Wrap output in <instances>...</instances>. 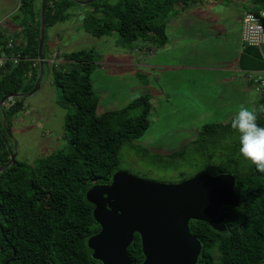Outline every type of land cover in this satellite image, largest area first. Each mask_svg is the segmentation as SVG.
<instances>
[{
  "label": "trees",
  "instance_id": "obj_1",
  "mask_svg": "<svg viewBox=\"0 0 264 264\" xmlns=\"http://www.w3.org/2000/svg\"><path fill=\"white\" fill-rule=\"evenodd\" d=\"M100 1H104L102 5ZM192 1L97 0L90 4L93 12L83 20L82 28L97 38L115 32L124 48L132 49L141 42L160 49L167 43L166 25ZM250 1L259 10L264 9V0ZM73 4V0H47L43 50L47 29L65 22ZM12 18L17 25L13 39L21 37L22 44L8 49L10 37L0 30V58H10L0 65V100L30 92L39 74L40 7L36 8L35 0H19ZM243 49L242 66L251 71L262 69L258 51ZM16 54L20 58L14 64L11 57ZM93 56L91 49L75 51L63 56L62 63L68 69H59L53 63L47 70L60 92L58 103L67 111L64 130L68 151L43 158L33 167L15 162L0 172V264H100L91 258L87 247L88 239L100 228L85 194L92 186L111 182L120 147L141 138L148 129L150 105L144 95L120 110L97 115L90 79ZM44 65L43 60L42 79ZM12 102L2 116L8 131L11 122L6 115L11 119L20 113L24 98ZM254 111L257 124L264 127V97L257 100ZM222 129L234 131L231 123L205 127L210 135ZM3 130L0 122V167L10 158ZM228 153L229 166L241 163L250 167L233 175L239 206L221 208L225 232L190 222L191 234L202 245L197 264H264V172L241 156L239 140L232 143ZM224 167L221 173H226ZM127 256L132 264L143 261L138 235L127 248Z\"/></svg>",
  "mask_w": 264,
  "mask_h": 264
},
{
  "label": "rangeland",
  "instance_id": "obj_2",
  "mask_svg": "<svg viewBox=\"0 0 264 264\" xmlns=\"http://www.w3.org/2000/svg\"><path fill=\"white\" fill-rule=\"evenodd\" d=\"M102 2L104 1H100V4ZM217 2L222 5L223 0ZM18 3L19 0H0V30L10 37L9 41L12 40L13 46L17 47L21 46L22 38L13 39L15 33L12 30L15 31L17 25L12 16L17 12ZM249 3V0H227L223 5H227V15L230 11H242V5L248 7ZM40 4L41 0H35L36 8H39ZM93 8L90 4L81 5L74 2L68 10V19L47 29L42 55L46 72L40 87L31 96L24 98L20 113L11 119L6 115L11 122L9 131L6 121L5 129L2 124L6 136V150L15 152L14 161L33 167L43 158L68 151V134L64 130L67 111L58 103L60 92L47 70L53 63L59 69H68L69 66L62 63L64 55L91 49L94 53V64L90 79L93 95L97 98V115L120 110L141 96L149 97L148 129L141 138L120 147L115 172L165 184L179 183L199 172L212 176H238L245 172L250 164L240 163L234 167L228 163V151L231 150L232 143L239 140L238 133L222 129L217 131V134L210 135V131L207 133L205 127L231 123L241 106L253 110L257 95L251 92L240 94L220 83L218 77L193 81L185 73H179L172 78L161 74V81L170 80L172 83L159 84V49L149 55L146 51L141 52V48L145 47L141 42H136L132 49L122 47L115 32L100 38L87 34L82 24L93 12ZM177 13L183 14L181 10ZM186 16L187 14L182 17L190 19ZM177 18L174 16L171 19H174L173 28H168V25L165 28V34L170 38V48H176V51H173L174 58L184 51L181 49L188 48L186 43H190L189 38L193 31L197 28L202 31L205 23L195 18L190 19L181 29L184 30L182 35H178L176 33L180 26ZM173 30L178 31L172 33ZM197 38L194 40H198ZM203 39L195 43H200L197 46V53L200 55H203V48L209 43ZM222 42L225 43L222 36L217 35L213 39L215 45ZM146 46L148 50L155 49L152 44ZM209 50L216 53V47ZM139 57L142 61L138 63ZM161 59L168 60L162 55ZM36 61L39 63L38 59ZM171 86L174 87L173 90ZM11 104L13 102H6L2 110L4 106L8 108ZM2 119L0 111L1 123ZM223 166H226V173H221Z\"/></svg>",
  "mask_w": 264,
  "mask_h": 264
},
{
  "label": "water",
  "instance_id": "obj_3",
  "mask_svg": "<svg viewBox=\"0 0 264 264\" xmlns=\"http://www.w3.org/2000/svg\"><path fill=\"white\" fill-rule=\"evenodd\" d=\"M73 1L88 5L97 0ZM46 3L47 0H41L37 56L40 69L34 88L25 95L2 98V116V106L7 101L31 96L40 87ZM8 152L9 162L0 167V172L15 164V152L11 149ZM234 187L235 178L231 174L212 176L199 172L179 183L165 184L115 172L109 184L92 186L85 194L100 228L87 241L91 258L100 264H132L127 248L137 234L143 255L140 264H197L202 245L191 234L189 223L201 222L215 232H225L220 211L223 206H239Z\"/></svg>",
  "mask_w": 264,
  "mask_h": 264
},
{
  "label": "crops",
  "instance_id": "obj_4",
  "mask_svg": "<svg viewBox=\"0 0 264 264\" xmlns=\"http://www.w3.org/2000/svg\"><path fill=\"white\" fill-rule=\"evenodd\" d=\"M224 1L227 0H223L221 5L219 2H217V0H193L181 11L183 14H177L175 16V18L178 17V25L180 27L178 29L179 31L173 30L172 33H176V31H178V33H176L178 35H182V31L184 30L181 29L190 19L195 18L197 21H204L205 23L204 27H202V31L198 28L197 30L195 29L193 31V35H191L190 38L188 37L190 43H186L188 44V48L181 49L184 51L178 56L176 55L175 58L173 51H176V48H170V38H167V45L159 49V84L172 83L170 80L161 81V74H166L165 76L172 78L179 73H185L189 75L193 81L197 79L203 81L218 77L220 83L228 88L235 89L240 94H243L244 92H251L254 95H257L252 106L254 111L257 100L260 98V96L255 92L253 86L247 80V73L252 69L247 70L241 64V57L244 49L240 44V34L243 13L253 9H259L249 0L250 5L248 7L242 5V11H230L226 15L227 5H223ZM13 12L11 14H13ZM185 14H187L186 17L189 16L188 18L190 19H185V17H182ZM173 20H170V22L167 24L168 28L173 26ZM194 24L198 23L194 22ZM187 27L189 28V26ZM12 32L15 33L14 30H12ZM217 35L222 36L225 43L222 42L218 45H215L213 43V39ZM195 37H198V40H194ZM201 39L209 42L206 48H203V55L197 53V50L199 49L197 46L200 43L195 44ZM214 47H216L215 54L209 50L213 49ZM142 51H146L149 53V55H153L156 52V49L148 50L145 46L141 48V52ZM161 55L168 60L161 59ZM137 61L138 63L139 61H142L141 57L137 58ZM46 81H48V78ZM173 89L174 87L171 86V90ZM5 109L6 106H4L3 111Z\"/></svg>",
  "mask_w": 264,
  "mask_h": 264
},
{
  "label": "built area",
  "instance_id": "obj_5",
  "mask_svg": "<svg viewBox=\"0 0 264 264\" xmlns=\"http://www.w3.org/2000/svg\"><path fill=\"white\" fill-rule=\"evenodd\" d=\"M240 44L242 48H255L258 51L262 62V69L257 71H248L247 80L253 86L255 92L264 97V9L258 12L246 11L242 15ZM7 47H13L12 40L8 42ZM11 49V48H10ZM1 61L10 58L3 56ZM20 54L12 55L11 60L14 64L18 63ZM2 62H0L1 64ZM32 66H36V62L32 61ZM9 100L7 102H12Z\"/></svg>",
  "mask_w": 264,
  "mask_h": 264
},
{
  "label": "clouds",
  "instance_id": "obj_6",
  "mask_svg": "<svg viewBox=\"0 0 264 264\" xmlns=\"http://www.w3.org/2000/svg\"><path fill=\"white\" fill-rule=\"evenodd\" d=\"M231 128L238 133L241 156L264 172V127L257 124V113L241 106L231 121Z\"/></svg>",
  "mask_w": 264,
  "mask_h": 264
},
{
  "label": "flooded vegetation",
  "instance_id": "obj_7",
  "mask_svg": "<svg viewBox=\"0 0 264 264\" xmlns=\"http://www.w3.org/2000/svg\"><path fill=\"white\" fill-rule=\"evenodd\" d=\"M190 224V223H189ZM135 235H137V234H135ZM139 237V236H138ZM134 239V238H133ZM139 240H140V238H139Z\"/></svg>",
  "mask_w": 264,
  "mask_h": 264
}]
</instances>
